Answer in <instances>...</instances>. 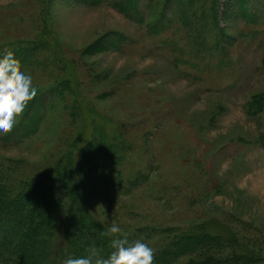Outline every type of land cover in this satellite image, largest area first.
Here are the masks:
<instances>
[{"label":"rangeland","instance_id":"obj_1","mask_svg":"<svg viewBox=\"0 0 264 264\" xmlns=\"http://www.w3.org/2000/svg\"><path fill=\"white\" fill-rule=\"evenodd\" d=\"M6 50L38 94L0 134V191L71 163L155 264H264V0H0Z\"/></svg>","mask_w":264,"mask_h":264},{"label":"trees","instance_id":"obj_2","mask_svg":"<svg viewBox=\"0 0 264 264\" xmlns=\"http://www.w3.org/2000/svg\"><path fill=\"white\" fill-rule=\"evenodd\" d=\"M95 1L87 0L91 4ZM92 141L95 142L93 138ZM87 147L93 149L88 151L85 148V156L89 159L93 155L95 159L101 152L96 148L98 152L93 154V143L87 144ZM83 148L75 146L74 156L81 151L80 157L83 158ZM79 180L80 170L72 169L69 163L66 169L44 173L40 181H31L13 196L5 190L0 191V264H63L70 256H86V249L92 245L103 249L102 255L105 257L111 253V237L101 235L107 227L95 220L85 206L84 203L90 200L91 191L84 192L87 185L81 186ZM102 186H105V182ZM103 199L109 205L115 201L109 190L103 192ZM32 202H35V206L28 207ZM19 205L26 207L20 208ZM39 213L41 217L36 218L35 215ZM128 238L130 242L141 239ZM179 239L180 242L194 244L195 238L192 234H185ZM77 244L80 246L77 247ZM168 255V252L163 256L160 253L154 261L161 262ZM231 258L232 262L239 259L237 251ZM231 258L225 259L224 264L231 263ZM245 258L248 260L251 256Z\"/></svg>","mask_w":264,"mask_h":264},{"label":"clouds","instance_id":"obj_3","mask_svg":"<svg viewBox=\"0 0 264 264\" xmlns=\"http://www.w3.org/2000/svg\"><path fill=\"white\" fill-rule=\"evenodd\" d=\"M30 74L21 71L20 61L11 50L0 56V134L10 133L28 104L37 96ZM102 236L111 237L113 249L107 257L103 249L92 245L86 249L87 255L68 257L63 264H154V250L141 239L129 241L128 234L113 223Z\"/></svg>","mask_w":264,"mask_h":264}]
</instances>
